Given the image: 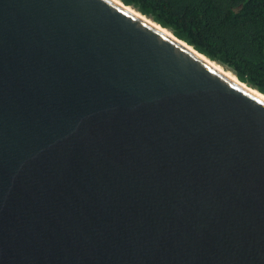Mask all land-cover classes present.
Here are the masks:
<instances>
[{"label":"water","instance_id":"water-1","mask_svg":"<svg viewBox=\"0 0 264 264\" xmlns=\"http://www.w3.org/2000/svg\"><path fill=\"white\" fill-rule=\"evenodd\" d=\"M0 264H264V100L111 0H0Z\"/></svg>","mask_w":264,"mask_h":264},{"label":"trees","instance_id":"trees-1","mask_svg":"<svg viewBox=\"0 0 264 264\" xmlns=\"http://www.w3.org/2000/svg\"><path fill=\"white\" fill-rule=\"evenodd\" d=\"M264 94V0H120Z\"/></svg>","mask_w":264,"mask_h":264},{"label":"bare ground","instance_id":"bare-ground-1","mask_svg":"<svg viewBox=\"0 0 264 264\" xmlns=\"http://www.w3.org/2000/svg\"><path fill=\"white\" fill-rule=\"evenodd\" d=\"M111 1H113L116 4L120 5L121 7H123L124 9H126L128 12H130L133 15L137 16L138 18H140L141 20H143L144 22H146L150 26L156 28L161 33H163L164 35H166L167 37H169L171 40L176 41L179 44H181L182 46H184L188 51L192 52L193 54H195L196 56H198L199 58H201L202 60H204L206 63H208L211 67H213L214 69H216L223 76L227 77L228 79H230L234 83L238 84L239 86H241L242 88H244L248 92L252 93L253 95L259 97L262 100H264V94L263 93L259 92L258 90L254 89L252 87L247 86L245 83H243L240 80H238V78L230 70H227L222 65H220V64H218V63H216V62H214V61H212L210 59H208L205 55H203V54L199 53L198 51H196L192 46L188 45L186 42L177 39L172 34V32L169 29L163 28L158 23L154 22L151 18H149V17L141 14L139 11H137L132 6L125 5L120 0H111Z\"/></svg>","mask_w":264,"mask_h":264},{"label":"rangeland","instance_id":"rangeland-1","mask_svg":"<svg viewBox=\"0 0 264 264\" xmlns=\"http://www.w3.org/2000/svg\"><path fill=\"white\" fill-rule=\"evenodd\" d=\"M224 67V66H223ZM224 68H226V67H224Z\"/></svg>","mask_w":264,"mask_h":264}]
</instances>
